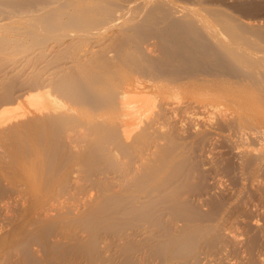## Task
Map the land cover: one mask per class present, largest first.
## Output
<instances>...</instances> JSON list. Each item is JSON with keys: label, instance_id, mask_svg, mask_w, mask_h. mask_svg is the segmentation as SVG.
Wrapping results in <instances>:
<instances>
[{"label": "bare ground", "instance_id": "6f19581e", "mask_svg": "<svg viewBox=\"0 0 264 264\" xmlns=\"http://www.w3.org/2000/svg\"><path fill=\"white\" fill-rule=\"evenodd\" d=\"M224 1L0 0L36 12L0 21V62L40 66L0 77V264H202L224 242L264 169V24ZM223 143L237 161H207Z\"/></svg>", "mask_w": 264, "mask_h": 264}, {"label": "rangeland", "instance_id": "374dc122", "mask_svg": "<svg viewBox=\"0 0 264 264\" xmlns=\"http://www.w3.org/2000/svg\"><path fill=\"white\" fill-rule=\"evenodd\" d=\"M224 3H226V5H224L223 2H221L219 5H217V7L224 8V9H227L229 11V8H227L230 6L229 2H227V0H225ZM236 3H238L244 9L242 7H240L239 13L233 12L234 16L239 18L240 17L239 15H242L245 17V20L249 21L250 23H262V24H264V0H236ZM186 4H188V3H186ZM196 7L202 8V7H198V6H196ZM249 9H250V11H249ZM230 10H234V8L230 7ZM244 10H245V14L242 12ZM35 13L34 12L29 13L26 11L11 13L10 11H8L6 9H0V21L2 22L3 20L6 19V20H9L7 22L10 23V25L6 27L4 32L14 33L16 36L24 34L25 28H24L23 22L26 19H30L29 16L35 15ZM229 13H230V11H229ZM217 29H219V27H217ZM60 30H66V28H61V29H57V30L48 29L47 31H50V32L54 31L55 32V31H60ZM243 39H244V36L240 40H243ZM153 42H154L153 40H148L147 44L151 45V44H153ZM251 48L253 49L254 47L252 46ZM89 51L90 50H87V48H85V51L80 53L81 57H83L82 62L88 61L86 58L88 56H90V54H91ZM249 52H250V50H249ZM9 60H10V62H9ZM26 60H24V58L22 56H10L6 59V63L0 62L1 63L0 64V77H2L3 75H6V74L18 72L23 76L22 78H24L27 75L28 71H31L32 69H39V67H40L39 63L36 65H33L34 62H31V64H29L28 62L26 63ZM220 142H222V141L220 140ZM223 144L225 146L220 144V147L222 146V148H219L217 152L213 151L210 154H206V157H208V159H206V158L205 159L207 161L213 159L215 157L216 153H218L220 151V149H222L220 151V153L225 154V151H226V153L228 154L226 156V158L231 156L230 159L232 158V160L234 162H236L237 160L233 159V157H232L233 154L227 148V144L226 143H223ZM227 149L229 152L227 151ZM229 154H230V156H229ZM206 168H207V166H206ZM204 169H205V167H204ZM262 169H263V167L261 168V170L254 173L255 176H254V174H252L253 176L250 175V180H249L250 182L247 179L245 181L246 177L242 178L243 182H241V183H243L244 187H246V189L249 190V191L247 190L246 192L251 193L250 198L248 197L249 193H247L248 195H246V192L243 193L244 195H246L245 196L246 198L244 196H242L243 194L240 196V197H242L241 200L244 201V202L242 201V203H240L241 207H240V204L237 206V208H236L237 210L234 211V214L230 216V219L228 217L229 220L226 218V220L221 221V223L222 222L223 223H222V226L220 227V233L226 239H224V242L219 244L218 248L216 247L217 249L215 250V252L214 251L208 252L206 250L202 251V255L200 256L201 260H203L205 258L203 261H201L202 264H204L205 262H207V264H215V263L216 264H219V263H221V264H235V263H237L236 261H239L240 259H241V261L242 260L244 261L245 255L244 254L242 255L244 250L239 251L240 249H242V247H239V246H242V244L238 245V243H237L238 246L235 243L233 244L230 241V240H233L232 238H234L236 240V242H238L239 240H242V241H239L240 243L245 242L248 239H250V242H251V241H254V239H255V241H254L255 244L253 245V247H250V259L254 260L253 264H264V201H263L264 200V169L263 170ZM212 177L213 176H211L208 179L209 181H207V182H208V185L212 186L211 188H213V189H211V193L213 195H218L220 192H223V191L226 194L231 193L233 191L235 192V190L237 191L240 188V187H238L241 185L240 183H239L240 185L233 187L230 184V182L226 181V179H222L219 177H217V178L213 177L214 179L211 180ZM214 180H215V183H214ZM72 193H74V192H72ZM71 194H69L65 199L62 198L60 201L66 207H68L70 205H74L75 203H77V201H80L79 198H81V196L76 197V198H72ZM87 194L88 193H86V195ZM248 202H250V203H248ZM232 203H235V202H232ZM243 203H245V204H243ZM238 207H240L242 209H240V208L238 209ZM0 213H2L0 216V230L2 231V233H0L1 234L0 239H2L4 237V235L2 237V234L3 233L5 234V232H8L9 227L7 228L8 223H7V225L5 224L7 222V219L2 218V217H6V216H4V213L2 211H0ZM256 223H258V224H256ZM238 231H240V232H238ZM228 237H229V239L227 240ZM231 243L234 246H232ZM235 245L237 247H235ZM236 248L239 251V256H237V255L235 256V254L233 253V251ZM206 252H207V254H206ZM243 261L241 263L245 262V261L244 262Z\"/></svg>", "mask_w": 264, "mask_h": 264}]
</instances>
